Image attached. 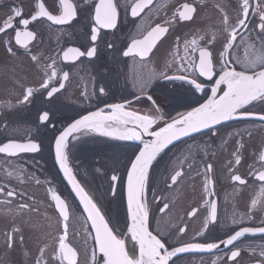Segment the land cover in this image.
I'll list each match as a JSON object with an SVG mask.
<instances>
[{"label":"flooded vegetation","instance_id":"1","mask_svg":"<svg viewBox=\"0 0 264 264\" xmlns=\"http://www.w3.org/2000/svg\"><path fill=\"white\" fill-rule=\"evenodd\" d=\"M70 2L76 16L55 24L46 17L35 21L31 17L40 3L51 15L59 16L60 0H0V27L6 21L12 24L0 32V147L9 143L38 146L36 151L0 152V264H67L59 252V237L65 231V243L77 253L76 264H97L93 229L55 158V140L68 125L90 112L110 113L107 105L123 104L125 111L153 118L151 130L205 102L221 69L242 70L252 46L259 48L264 42L259 28L264 0H249L246 16L242 0H151L136 16L132 7L138 0H113L116 26L98 29L95 42L91 29L98 0ZM184 5L193 9L188 13L190 19L180 18ZM22 19L29 24H20ZM240 19L245 25L238 23ZM157 25L166 31L150 52L123 54L133 40H142ZM233 27L237 32L234 46L225 50ZM16 31H30L33 37L21 46L16 43ZM69 48L84 55L65 60L63 53ZM90 48H95L92 57L87 56ZM201 48L210 53L211 79L197 70ZM52 71L56 77L47 88L41 87L46 73ZM165 75L188 79H164ZM193 79L202 85L199 91ZM53 87L58 90L50 97ZM29 88L33 92L25 101ZM45 112L48 119L41 122ZM237 114L246 117L171 146L149 166L142 197L148 230L165 245L161 254L185 244L218 245L180 254L168 264H264V233H245L231 245L222 243L242 228H264V181L257 179L264 172L260 159L264 154V119L260 118L264 99L251 101ZM139 149L118 136L90 129L74 133L64 149L72 174L125 243V179ZM53 194L65 202L67 221ZM233 251L238 255L230 258Z\"/></svg>","mask_w":264,"mask_h":264},{"label":"snow or ice","instance_id":"2","mask_svg":"<svg viewBox=\"0 0 264 264\" xmlns=\"http://www.w3.org/2000/svg\"><path fill=\"white\" fill-rule=\"evenodd\" d=\"M151 3V0H138V2L132 7V15H138V12L142 10L147 4ZM61 14L59 16L51 15L44 7L42 3L37 4L38 11L31 17V20L35 21L39 17H46L47 20L52 21L55 24H64L76 16V11L70 0H60ZM249 0H242L243 14L246 16L248 12ZM184 11L180 13L181 19H190L188 13L193 9L189 5L183 6ZM16 16H20L19 10L15 11ZM12 19V18H9ZM95 25L91 29V40L95 42L97 40L98 29L100 28H114L117 21V8L113 3V0H98L95 5L94 15ZM28 19L20 20V24L27 26L29 24ZM227 23V18H225ZM240 25H245V20L240 19L238 21ZM12 27L11 23L5 22L4 27H0V32H4L6 28ZM259 28L264 33V13H261ZM166 31V29L157 25L153 28L142 40H133L128 50L123 54L128 56L133 51L140 56L146 55L152 50V47L157 38ZM236 29L233 27L229 32V39L225 44V50L234 46L236 39ZM33 37V33L30 31H16L15 39L16 43L21 46H26V42ZM193 45L196 41L191 42ZM111 46V45H109ZM252 54L244 60L241 65L242 70L237 71L233 69H221L219 78L215 81V86L212 88V97L209 100L201 104L197 108H193L186 114H178L177 117L172 118L171 122L166 123L164 127L159 128L158 131H150V128L155 123V120L147 115H139L134 112L125 111L123 104L107 105L111 109L110 113L105 114L103 110L96 112H90L80 119L75 120L70 124L61 134L56 138V160L60 164L65 175L68 177L69 182L73 185L76 194L80 197L81 203L84 206V211L88 214V219L91 220L92 226L95 230L96 245L100 252L105 257L104 264H168V260L171 256L179 252H185L190 249L198 250H211L217 248L216 243H203V244H185L182 247L175 248L171 252L165 251L161 254V250L165 248L164 243L148 231L146 226L147 211L145 206L140 202L144 181L147 175L148 166L151 164L156 155L163 150L173 140L178 139L182 135H187L189 132L198 131L200 128L208 127L211 124L218 123L220 120H226L236 113L237 109H240L244 105L256 100L257 98L264 99V42H262L259 48L252 46ZM197 49L193 47V51ZM95 48H90L87 51V56L92 57L94 55ZM84 55L79 49L69 48L63 53V58L68 60L71 58ZM222 56L224 53L221 54ZM35 60L36 57H33ZM48 68H52L53 65H48ZM259 68V71L255 69ZM197 70L201 76H207L212 78L213 63L210 58V53L204 49H199V63ZM251 73V74H249ZM57 73L52 71L51 75L46 73L47 79L41 85L43 88L49 86V81L55 78ZM68 74L64 73L63 79H67ZM164 79H179L186 80V76H164ZM191 83L195 86V89L199 91L202 87L194 79ZM221 85H226V90L223 91V95L217 100L215 95L217 89ZM63 87V84H60ZM58 89L53 87L48 92V96H52ZM103 89L101 92L103 93ZM33 90L27 89L24 100L27 101L31 96ZM151 99V97H149ZM159 111V108H157ZM264 119V116L260 117ZM48 119V113L45 112L40 115L41 122ZM131 123L133 127L129 128L128 124ZM82 129H90L93 131L101 132L103 135L118 136L124 140H140L142 135H151L155 139L149 143H144V146L140 149L139 153L132 161L131 170L128 173L129 177V197H128V211L129 219L131 223L127 225V233L130 234L131 240L135 242L133 244V251L130 254L125 249V240L114 234V230L110 228L109 222L105 216L101 214V210L97 207L93 199L85 192V190L76 182L75 177L72 176V170L68 167L67 156L64 152L66 142L73 133L79 132ZM38 146L34 143L18 144L9 143L0 147V152H15V151H36ZM260 159L264 160V154ZM239 162V160H237ZM211 166H209V169ZM180 173L177 172L176 176ZM176 176L172 177L173 182L176 180ZM112 179L115 181L116 176ZM233 180L244 183L239 176H233ZM257 179L264 181V172H260ZM261 194H264V188L261 189ZM8 196H12V192L7 193ZM53 199L56 201L57 208L64 221L68 220V212L65 207V202L59 195L53 194ZM256 204V200H253V205ZM133 205H135V211H133ZM23 207V206H22ZM167 208V205L164 206ZM215 206L213 205V208ZM163 211V209H161ZM195 211V210H194ZM190 213L189 215H192ZM213 220L215 219V213H212ZM67 225L65 224V229ZM184 231L183 228L180 229ZM261 232L264 233V228H242L236 231L234 235L229 236L226 240L222 241L225 245H231L239 237L245 235V233ZM65 235L59 237V252L61 259L66 261L67 264H76L77 253L65 243ZM138 245V255L135 248ZM238 255L236 251H233L230 258H235Z\"/></svg>","mask_w":264,"mask_h":264},{"label":"water","instance_id":"3","mask_svg":"<svg viewBox=\"0 0 264 264\" xmlns=\"http://www.w3.org/2000/svg\"><path fill=\"white\" fill-rule=\"evenodd\" d=\"M259 71V70H258ZM249 74H251V73H249ZM226 88V87H225ZM224 90H226V89H217V93H216V95H215V99H219L220 98V96H222L223 95V91ZM212 92H211V94H210V96H209V98L210 97H212ZM209 98L205 101V102H203L202 104H204V103H206L208 100H209ZM201 105V104H200ZM200 105H198L197 107H199ZM245 106V105H244ZM197 107H194V108H197ZM242 108V107H241ZM240 108V109H241ZM193 109V108H192ZM192 109H190V110H188V111H186V112H184V113H182V114H186L187 112H189V111H191ZM240 109H237V111H236V113L235 114H233V116L232 117H230L229 119H226V120H220L218 123H215V124H211L210 126H208V127H203V128H200L198 131H193V132H189L187 135H182V136H180L178 139H175V140H173L170 144H168L165 148H163V150L162 151H160L157 155H156V157L153 159V161L158 157V156H160L165 150H167L168 148H170L171 146H173V145H175V144H177L178 142H181V141H183V140H185V139H187V138H189V137H192V136H194V135H197L198 133H200V132H203V131H206V130H209V129H211V128H215V127H217V126H219V125H222V124H224V123H226V122H230V121H232V120H235V119H243V118H245L246 116L245 115H242V114H237V112L240 110ZM96 112V111H95ZM171 120L172 119H170V120H168V121H166V122H163V123H160V124H162V126H160L159 128H161V127H164L165 126V124L166 123H169V122H171ZM72 124V123H71ZM157 125V124H156ZM155 125V126H156ZM69 126V125H68ZM67 126V127H68ZM154 126V127H155ZM159 128H157V129H155V130H150V131H158L159 130ZM82 130H85V129H82ZM87 130H89V129H87ZM74 134V133H73ZM72 134V135H73ZM71 137V136H70ZM70 137H69V139H70ZM69 139L67 140V142H66V144L68 143V141H69ZM155 139V137L154 136H151V135H147V134H145V135H142L141 136V139L140 140H124V141H127V142H131V143H134V144H137V145H139L140 146V149L144 146V143H149V142H151V141H153ZM55 142H56V140H55ZM55 148V158H56V143H55V146H54ZM140 149H139V151H140ZM139 151L137 152V154L139 153ZM136 154V155H137ZM135 155V156H136ZM135 159V157L133 158V160ZM132 160V161H133ZM152 161V162H153ZM56 162H57V160H56ZM152 162H151V164H152ZM131 164H132V162H131ZM131 164H130V167H129V169H128V171H127V174H126V179H125V186H124V197H125V209H126V213H127V219H128V224H130L131 223V220L129 219V211H128V197H129V177H128V173H129V171L131 170ZM150 164V165H151ZM57 165H58V168H59V171H60V174H61V176H62V178L64 179V181L66 182V184L69 186V188L71 189V191H72V193H73V195H74V198H75V200L77 201V203L79 204V206H80V208H81V210H82V212L84 213V215L86 216V218L88 219V214L84 211V206H83V204L81 203V200H80V197L76 194V191L74 190V188H73V185L69 182V179H68V177L65 175V172L62 170V168H61V166H60V164L59 163H57ZM149 165V166H150ZM149 166H148V169H149ZM147 173H148V170H147ZM72 176H74L73 174H72ZM75 177V176H74ZM146 177H147V175H146ZM75 180H76V182H78L77 181V179L75 178ZM79 183V182H78ZM80 185V184H79ZM81 186V185H80ZM82 187V186H81ZM142 204H143V197H141V201H140ZM144 205V204H143ZM133 211H135V205H133ZM88 221H89V223H90V225H91V227H92V229H93V232H94V235L96 236V233H95V230H94V228H93V226H92V222H91V220H89L88 219ZM146 226H147V228H148V225H147V220H146ZM149 231V230H148ZM128 235H130V234H128ZM97 250H98V253H99V257H98V261H97V264H102V262L103 261H105V257L103 256V253H101L100 252V250H99V248L97 247ZM171 252V251H170ZM196 252H198V249H190V250H188V251H185V252H179V253H176L175 255H173V256H171L170 258H169V260H168V263H169V261L172 259V258H174L175 256H178V255H180V254H187V253H196Z\"/></svg>","mask_w":264,"mask_h":264},{"label":"bare ground","instance_id":"4","mask_svg":"<svg viewBox=\"0 0 264 264\" xmlns=\"http://www.w3.org/2000/svg\"><path fill=\"white\" fill-rule=\"evenodd\" d=\"M160 126H162V124H157L154 128H152L151 130H155L157 128H159ZM87 130V129H85ZM179 143V142H178ZM54 146H55V143H54ZM146 179V178H145ZM145 182V181H144ZM133 244H135L134 241H131V237L130 235H128V241L125 243V249L126 251H128L130 254L132 253L133 251ZM135 251H136V254L138 255V248L136 247L135 248Z\"/></svg>","mask_w":264,"mask_h":264}]
</instances>
